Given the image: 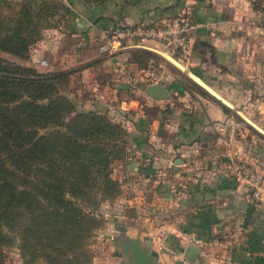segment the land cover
I'll list each match as a JSON object with an SVG mask.
<instances>
[{
  "label": "crops",
  "instance_id": "obj_1",
  "mask_svg": "<svg viewBox=\"0 0 264 264\" xmlns=\"http://www.w3.org/2000/svg\"><path fill=\"white\" fill-rule=\"evenodd\" d=\"M64 1L69 15L43 32L26 64L69 72L88 87L87 105L122 114L115 121L127 131L126 153L111 177L124 189L115 199L123 208L108 218L118 241L137 240L162 264H264V206L248 203L230 174L232 162L264 169V0ZM176 5L198 22L186 58L150 40L106 36L109 27L170 16ZM103 42L109 52L99 51ZM135 50L167 68L146 66ZM152 70L164 100L144 92L156 83ZM191 238L201 241L197 252L186 251Z\"/></svg>",
  "mask_w": 264,
  "mask_h": 264
},
{
  "label": "trees",
  "instance_id": "obj_2",
  "mask_svg": "<svg viewBox=\"0 0 264 264\" xmlns=\"http://www.w3.org/2000/svg\"><path fill=\"white\" fill-rule=\"evenodd\" d=\"M69 13L64 0H0V52L27 60ZM69 75L0 56V264L14 240L23 264H90L99 204L119 193L110 164L125 155L127 132L99 106L76 110L61 91Z\"/></svg>",
  "mask_w": 264,
  "mask_h": 264
},
{
  "label": "built area",
  "instance_id": "obj_3",
  "mask_svg": "<svg viewBox=\"0 0 264 264\" xmlns=\"http://www.w3.org/2000/svg\"><path fill=\"white\" fill-rule=\"evenodd\" d=\"M197 26L198 22L191 17V14L182 10L172 16L149 23L141 22L124 27H109L106 28L105 32L106 36L115 42L127 37H136L139 41L150 40L160 45L171 57L183 59L189 54L190 36ZM110 44L101 43L98 46L99 51L109 52ZM147 77L156 82L158 73L155 70L149 71ZM230 166L231 176L247 192L248 203L256 209H261L264 206V169L241 161L232 162ZM188 242L192 245L201 243L200 239L197 238H191Z\"/></svg>",
  "mask_w": 264,
  "mask_h": 264
},
{
  "label": "rangeland",
  "instance_id": "obj_4",
  "mask_svg": "<svg viewBox=\"0 0 264 264\" xmlns=\"http://www.w3.org/2000/svg\"><path fill=\"white\" fill-rule=\"evenodd\" d=\"M181 11L182 10H180V9L178 10V12H181ZM138 23H141V21H139ZM60 24H61V22H59L53 28L58 27ZM117 26L118 27H124L127 25L121 24V25H117ZM53 28H50V29H53ZM123 39H125V38H123ZM30 50H31V48H30ZM28 54H30V53H28ZM0 56L3 58H6L7 60L13 61L19 65L31 67L30 65L26 64L27 61L30 60L29 55H28L27 60L16 58V57H13L11 55H8V54L2 53V52H0ZM142 58H143V61L145 62L144 64L146 66H149V67L150 66L151 67H153V66L157 67L158 66L160 70H163L162 67L167 68V65L164 64L163 62H161V60L156 56H154V57L153 56H151V57L142 56ZM147 60H148V62H147ZM30 61H32V60H30ZM37 63L41 64V62L39 60L37 61ZM39 73H47V72H39ZM182 82L186 88L195 89L186 80H183ZM64 87L65 88H63L61 91L64 94H66L67 97L72 101L76 110L93 109V107H90L89 105H87V102H85V100L88 99V96H89L88 95L89 89L78 78L75 77V79H72L67 84V86H64ZM83 103H85L86 106H84ZM119 114L122 115L121 113H119ZM119 114H116V111H112L110 113L105 111V115L110 121L117 122L122 126V128H124V126L122 125V123L120 121H115L116 116H118ZM125 153H126V149H125ZM124 158H125V155L122 158L113 160L111 162V164H110V177H111V174L113 171L112 168H113L114 163H117L118 161H121V160L123 161ZM112 179L118 183L119 193L117 194V196H119L121 191L124 192V189L120 188V184L116 179H114V178H112ZM117 196L110 199V200H105L99 204V211L103 215L104 222H103L102 226L99 227L94 232V234L89 238V241L87 243L86 247L92 256L91 260H90V264H123V263L127 262V260L129 259L127 249L122 245L121 242L118 241L119 230L117 229V226H115V223H114L116 221H113V223H112L108 220V218H111L110 220L116 219L114 217H116L117 212L121 211V209L123 208V205L120 207L119 202H115V199L117 198ZM2 252H3V260H4L5 264H23V259L19 253L18 248H17V241L16 240H14L8 246L4 247L2 249ZM38 262L39 261H37L36 264H38Z\"/></svg>",
  "mask_w": 264,
  "mask_h": 264
},
{
  "label": "water",
  "instance_id": "obj_5",
  "mask_svg": "<svg viewBox=\"0 0 264 264\" xmlns=\"http://www.w3.org/2000/svg\"><path fill=\"white\" fill-rule=\"evenodd\" d=\"M129 2H133L135 0H128ZM182 5V0L180 1V6ZM144 92L155 99L164 100L168 98V90L167 88L160 82H156L153 84H148L144 87ZM122 245L127 249L128 260L123 264H162L151 259L146 251L140 247L137 240L135 239H127L124 237L121 240ZM186 251L197 252V248L193 245H189L186 248Z\"/></svg>",
  "mask_w": 264,
  "mask_h": 264
}]
</instances>
